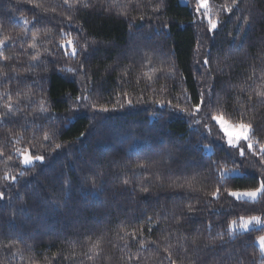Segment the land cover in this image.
Listing matches in <instances>:
<instances>
[{"label": "trees", "instance_id": "1", "mask_svg": "<svg viewBox=\"0 0 264 264\" xmlns=\"http://www.w3.org/2000/svg\"><path fill=\"white\" fill-rule=\"evenodd\" d=\"M185 1L163 0L154 12L161 0H86L87 8L0 0V39L13 38L2 49L11 59L0 60V113L9 95L15 102L13 114L0 116V264H169L165 248L177 264L264 260L254 243L264 225L227 234L240 216L264 220V197L238 201L225 191L258 186L259 156L240 157L218 128L209 136L202 126L213 111L236 120L245 113L264 142V101L256 96L264 91V0H238L233 13L220 12L226 23L215 34L206 21L193 22L195 0ZM209 3L215 15L230 0ZM62 29L81 46L87 41V54L65 56ZM209 91L212 106L198 114L209 120L194 124L187 112ZM81 95L89 99L77 102ZM16 148L45 159L19 176L25 166ZM237 166L240 176H221ZM5 172L16 181H5ZM133 232L135 242L125 236ZM93 243L99 255L89 253Z\"/></svg>", "mask_w": 264, "mask_h": 264}, {"label": "snow or ice", "instance_id": "2", "mask_svg": "<svg viewBox=\"0 0 264 264\" xmlns=\"http://www.w3.org/2000/svg\"><path fill=\"white\" fill-rule=\"evenodd\" d=\"M29 3L32 2V0H28ZM65 5H69L70 7H75L77 5H82L83 7L87 8L89 7V4L86 2V0H73V3L70 4L69 0H64ZM129 6L132 5V0H128ZM36 7H39V5H35ZM120 7H123L121 5ZM163 7V0H161V3L153 8L152 10L154 12L160 11V9ZM239 4L238 0H230V3H225L224 5H221L219 9L216 10V14H213V6L210 5L209 0H195L194 8H193V22L195 23L197 19L201 23L205 22L207 23V32L215 34V32L219 29V27L226 23V21H221L219 19V13H233L234 9H238ZM121 15L126 16V12H121ZM23 24L28 25L30 22L21 17ZM71 18H69L70 20ZM141 20L144 19V16L141 15ZM230 19V17H229ZM239 19V17L237 18ZM245 23H248L249 18L247 16L244 17ZM34 23V22H32ZM164 27H167L165 24ZM25 36L27 35V32L25 31ZM48 33H45L47 35ZM61 40L59 43V48L64 50L65 56H71L72 58L77 57L80 55V52L87 54L88 52V43L87 41L84 42V44L81 46L78 42V40L72 36L70 32H66L63 29L60 33ZM13 39L11 36L5 35L2 39H0V60H10L11 57L5 56L3 52V47L5 46L6 42ZM39 37L36 33H33L31 36V42L28 43L29 49H34L35 54L31 56L32 61H38V58L40 56V52L38 50L37 41ZM44 52H49L47 48L44 49ZM51 54V53H50ZM211 53H208V58H206L203 62L205 66L209 65ZM68 71L75 72L76 69L69 68ZM79 71L81 74H85L84 72V63L83 60H81L79 64ZM206 71H210V68H206ZM222 71V70H221ZM0 74H3V69L0 68ZM151 79V77L149 78ZM249 79H252V77H249ZM215 85H211L210 88L214 87ZM125 97H127V93L124 94ZM256 96L261 98L262 101H264V91H257ZM89 97L87 95H81L80 97H77V102H83L87 101ZM251 99V97L249 98ZM131 103V101H128ZM14 101L12 97L9 95L7 97V102L3 104V108L6 110L4 113H0V116H7L13 114L15 111L13 105ZM156 103L163 105V101H156ZM219 103V100L217 101ZM40 108L39 111L41 113L46 112L47 108L45 107V101H40ZM169 106H171V102H169ZM211 91L207 94L204 92H201L200 96V102L193 105L192 109L187 112V115H189L192 118V122L194 124H201L202 120H209V113H205V115L202 118H198V114L201 112L202 107H208L211 108ZM93 107H95L93 105ZM100 111H108L107 108H101ZM180 111H185L184 109H180ZM245 113H241L240 119L236 120L234 119L230 114H227L226 112H215L213 111L210 114V122L209 123H203V128L207 130V134L209 136L214 134V130L218 128L220 133H223V136L221 139H223L229 149L237 150L240 157H244L246 155V152H249L252 154V156H259V165L261 166L259 169V178H258V186L251 187L245 191H232L230 189H225L227 191V195L230 197L235 198L236 200H246L249 202H256L258 198L264 197V142H260L259 140L254 139L255 136V129L254 125L251 121L245 120L244 118ZM214 122V123H212ZM51 133L45 132L43 139L44 141H48L50 138ZM83 136L84 134L81 133ZM246 145V148H245ZM257 145H258V151H257ZM57 149L61 147V145L57 144L55 146ZM15 152L17 156L20 158L19 163L23 166L19 172V176H23L25 174L27 166H31L34 164V161H43L45 157L40 154H33L29 148H16ZM4 153L2 150H0V156H3ZM13 157L11 155H8L7 160L11 161ZM235 163V161H233ZM143 167V165H141ZM253 167H255V164H253ZM228 172H234L239 173V166L233 169H222L221 170V176L223 177ZM3 179L5 181H12L15 182L17 177L16 176H10L7 172H5ZM255 179V177H254ZM127 183V181H125ZM144 191H147L145 188ZM221 193L220 187H217L215 191L211 192L210 195L213 199H216L219 197ZM4 198V193L0 192V199ZM191 210V206H190ZM149 222H151V218H149ZM256 225L261 226L264 225V220L261 219V216L258 215H252V216H240L238 220H231L228 224V236L229 238H232L238 231L248 232L250 230V226ZM151 227L149 228V232H151ZM141 232V237H142ZM125 236H130L131 241L135 242L139 238L137 237L136 233H125ZM124 237H121L123 239ZM219 239L221 242H223L224 236L221 234L219 235ZM256 242L259 245V251L260 255L264 257V235H259L256 237ZM6 247H9V245H6ZM99 247L98 243H93L91 247L89 248V253H94L96 255H99V253L96 251ZM140 247L144 248L145 245L140 241ZM165 252L168 253V260L169 264H177L176 260L172 259L171 252L168 248L164 249ZM88 255V254H86ZM92 255H88V259H92ZM139 257H137L138 259ZM261 264H264V260L261 261Z\"/></svg>", "mask_w": 264, "mask_h": 264}, {"label": "rangeland", "instance_id": "3", "mask_svg": "<svg viewBox=\"0 0 264 264\" xmlns=\"http://www.w3.org/2000/svg\"><path fill=\"white\" fill-rule=\"evenodd\" d=\"M179 2L181 3V4H185L186 3V1L185 0H179ZM222 134V136H223V133H221ZM223 142L225 143V141L223 140ZM226 144V143H225ZM246 146V145H245ZM204 149H205V151L207 152V153H210L211 152V146H205L204 147ZM237 153H238V149H237ZM36 162H38V161H34V163H36ZM241 175V173L239 172V173H234V172H228L227 174H225V176H240ZM233 198V197H232ZM235 199V198H234ZM242 200H244V199H242ZM244 201H246V200H244ZM263 225H261V226H256V225H252V226H250V230H252V229H259V228H261ZM239 232H243V231H238V233ZM255 245H256V247L259 249V245H258V243L256 242V238H255ZM264 258V257H263Z\"/></svg>", "mask_w": 264, "mask_h": 264}]
</instances>
